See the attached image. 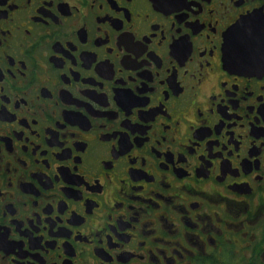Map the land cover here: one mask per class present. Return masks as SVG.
<instances>
[{
	"label": "flooded vegetation",
	"instance_id": "flooded-vegetation-1",
	"mask_svg": "<svg viewBox=\"0 0 264 264\" xmlns=\"http://www.w3.org/2000/svg\"><path fill=\"white\" fill-rule=\"evenodd\" d=\"M248 18L264 0H0V264H264Z\"/></svg>",
	"mask_w": 264,
	"mask_h": 264
},
{
	"label": "water",
	"instance_id": "water-1",
	"mask_svg": "<svg viewBox=\"0 0 264 264\" xmlns=\"http://www.w3.org/2000/svg\"><path fill=\"white\" fill-rule=\"evenodd\" d=\"M257 26H259L260 28H264V23L262 22V20L260 18H248V19H245V20L239 22L238 24H236L233 27L232 31L230 32V39L234 38V40L231 41L228 38V36L226 37L227 42L232 43L231 47H230L231 51H235V52H242L244 50L251 51L253 48L246 49L247 47H242L240 45L237 47L235 45V43L239 42V40H236L235 37L238 36V32L237 31H239L241 28L257 27ZM254 39H255L254 35H247L246 37L243 38V41L246 43V42H251ZM233 44H234V46H233ZM237 64L238 65H236V66H238V67L241 66V67L248 68V69L254 68V67L259 65V63L257 64V63H255L253 61H250V60L248 62H241V63H237Z\"/></svg>",
	"mask_w": 264,
	"mask_h": 264
}]
</instances>
